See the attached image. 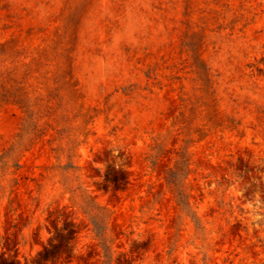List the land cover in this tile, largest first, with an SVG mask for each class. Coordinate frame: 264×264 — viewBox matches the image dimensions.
I'll use <instances>...</instances> for the list:
<instances>
[{
    "label": "rangeland",
    "instance_id": "obj_1",
    "mask_svg": "<svg viewBox=\"0 0 264 264\" xmlns=\"http://www.w3.org/2000/svg\"><path fill=\"white\" fill-rule=\"evenodd\" d=\"M0 264H264V0H0Z\"/></svg>",
    "mask_w": 264,
    "mask_h": 264
}]
</instances>
